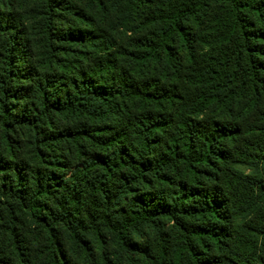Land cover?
Segmentation results:
<instances>
[{"label": "trees", "instance_id": "trees-1", "mask_svg": "<svg viewBox=\"0 0 264 264\" xmlns=\"http://www.w3.org/2000/svg\"><path fill=\"white\" fill-rule=\"evenodd\" d=\"M0 264H264V0H0Z\"/></svg>", "mask_w": 264, "mask_h": 264}]
</instances>
